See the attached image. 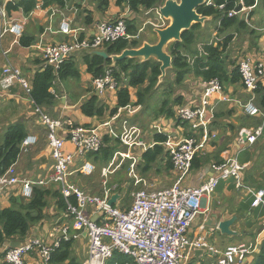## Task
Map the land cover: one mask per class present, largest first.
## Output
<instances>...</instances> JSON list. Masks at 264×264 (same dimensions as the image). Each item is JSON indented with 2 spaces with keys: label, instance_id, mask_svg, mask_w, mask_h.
<instances>
[{
  "label": "built area",
  "instance_id": "obj_1",
  "mask_svg": "<svg viewBox=\"0 0 264 264\" xmlns=\"http://www.w3.org/2000/svg\"><path fill=\"white\" fill-rule=\"evenodd\" d=\"M10 1L12 0L8 2ZM212 4V0H207L205 6ZM253 8L243 7L241 15H246L247 18ZM155 12L160 16L159 9ZM6 15L5 7L0 8V17L6 18ZM234 16H238L236 11L229 13V17ZM23 32L24 28L20 23L11 24L4 31L13 35L17 41L23 37ZM60 32L65 35L72 34L67 22L61 24ZM79 37L80 35L75 36L71 42L57 44L41 42L34 48L39 52L44 67L54 66L58 69L65 59L77 52L94 53L108 43L133 39L128 33L124 18L101 24L93 37L82 40ZM218 40L216 37L210 44L216 45ZM238 67L245 92L254 93L258 89V83L264 79V64L246 56L238 62ZM56 83L58 82L54 84ZM17 84L27 94L31 92L30 83L23 78L21 70L7 63L0 79L1 88L4 92H10ZM93 87L100 97L109 91H115L111 72H107L103 78L94 80ZM232 101L218 80L202 82V95L198 104L182 105L175 109L176 120L188 126L187 133L191 136L173 137L166 127L162 129L158 123H153L152 128L156 131L151 135H166L167 139L163 143H156L154 138L147 143L146 138L141 137V129L135 125L130 126L127 120L122 122L120 128L115 127V123L124 112L129 115L135 114L140 111V106L119 109L111 119L90 129L77 125L71 119H52L41 108H36L40 123L47 131V146L53 161L51 176L46 182L20 177L15 169V163L0 175V193H7L15 187H20L23 198L30 201L35 187H56L73 220L74 234L69 236L64 230L63 236L49 246L33 239L21 247L10 248L5 253L4 263L25 264V258L37 251L39 259L49 264L52 253L60 247L62 240L75 241L87 232L88 252L82 264H106L116 251L130 257L134 264H247L248 257L258 253L260 249L254 243H241L219 250L207 241L204 226L200 229L202 232L200 236L192 240L188 237L189 228L201 214L202 201L212 197L221 182L233 181L236 189H246L254 198L253 207H264V191H253L244 185L242 178L244 166L239 163L238 155L221 164L213 165L214 176L200 186L190 187L185 184L195 157L208 146L209 141L216 138L211 132V125L215 121L217 106ZM235 102L247 117L262 120V124L256 129H243L239 132V141L253 146L263 134L264 112L254 104V96L246 103ZM103 130L119 140L126 150L117 151L113 156V162L111 161L112 164L103 168L102 190L100 195H94L77 187L73 180L78 176L91 177L96 167L92 163H86L81 170L76 171L80 173L78 176H75L71 169L80 158L89 153L99 152L102 148ZM243 135H246V141ZM36 143L35 136H28L21 145V153H26ZM68 144L72 149H67ZM158 144L165 148L170 158L173 171L176 173V181L168 189L150 190L136 173L140 159L135 151L146 152ZM126 161L131 162L129 175L134 186L142 184L144 187L133 193L130 208L121 210L116 207L121 198L114 206L108 204L115 190V187L109 186L108 178L115 173L112 169L115 165L119 164L121 167ZM197 251L208 252L207 260L191 262Z\"/></svg>",
  "mask_w": 264,
  "mask_h": 264
},
{
  "label": "crops",
  "instance_id": "obj_2",
  "mask_svg": "<svg viewBox=\"0 0 264 264\" xmlns=\"http://www.w3.org/2000/svg\"><path fill=\"white\" fill-rule=\"evenodd\" d=\"M8 1L0 0V8L6 7ZM99 1L65 0V8H59L57 6H52L47 9L37 8L28 16H25L22 11L11 12L10 14L6 12V18L0 17V52L2 53L0 55V79L4 67L7 63H10L19 68L23 78L30 83L40 68L38 61H41V57L34 47L41 42L57 44L71 42L75 36L79 35L93 37L101 24L113 22L120 18L136 20L139 35L141 32H146L149 25L155 27V29H152L153 33H155L156 28L159 27L152 22L162 20L155 11L146 12L141 10L138 14L134 15L126 6L119 7L111 0L109 8L103 13L99 11ZM86 12H92L94 22L91 25L84 24V18L88 15ZM151 14L153 16L149 17ZM211 20L213 18H209L206 23ZM64 22L69 24V29L72 31V34L65 35L60 32L61 24ZM14 23L23 25L24 37L35 40V43L30 48L21 47L19 40L17 41L13 35L4 33L7 27ZM204 28L205 26L203 25L201 30ZM214 35H216L215 32ZM144 42L150 44L157 43L150 39ZM246 44L241 54H246V56H250L264 64V38L257 36V39H253L252 43L249 44V37H247ZM253 44L254 46H251ZM72 56H75L79 62L78 68L80 70L81 80H68L56 83L54 92L59 102L54 111H46L58 116L59 119H65L64 117L69 118L84 128H95L110 118H88L81 113L79 106L90 96L88 90L92 85V77L87 73V67L80 63L81 53L77 52ZM262 83L264 85V79ZM224 91L233 101L231 103H221L217 106V115L213 122L214 125L211 128V132L215 134L216 138L212 139L211 142L209 141L207 143L208 146L199 153L201 159L200 166L191 170L185 179V184L190 187L200 186L214 176L213 165H217L222 161L225 162L238 155L239 163L244 166L242 173L244 185L253 191H264V129L262 136L253 146H249L247 143L242 144L238 139L239 132L243 129H256L254 123L259 121V119L247 117L243 113L242 108L235 102L243 103L248 98L247 94L249 93L245 92L242 85L224 86ZM24 92L23 88L18 84L10 92H4L0 85V117L2 118L0 131L14 123L22 122L26 126L28 136H35L37 138L35 146L29 148L26 153L20 154L15 164V169L20 177L34 180L39 179L40 181L46 182L51 176L53 167V161L47 146V131L40 123V117L35 111V105L29 98L24 96ZM60 94L62 95L59 96ZM201 95L202 82L193 77L187 79L179 86L177 91V96L184 98L183 105H197ZM106 96L110 100V102L106 101L110 108L115 107L117 101L115 91L107 92ZM133 101L135 100L133 99ZM138 113H135V115ZM154 123H158L162 129L166 127L168 133L173 137L179 138L187 135L188 129L184 128L183 125H179L176 118L175 120L160 119ZM152 125L153 123L149 124L146 128L140 127L147 135V143H150L154 138V135L151 134L156 131L152 128ZM118 126L119 124H116L117 128ZM67 149H72L70 144L67 145ZM135 152L136 154L140 153L139 150ZM88 155L90 153L77 160L75 165L78 167L84 161H89L87 159ZM77 178L73 181L75 182ZM78 183L81 184V181H78ZM43 189L55 191L56 187ZM147 189L157 190L150 185ZM253 200L254 198L246 189H236L233 181L221 182L213 196L202 201L201 214L196 217L188 230L189 239L192 240L200 236L202 234L200 229L204 226L206 228L205 234L207 235V241L219 250H224L231 245L249 242L258 245V248H260L264 240V214L261 213L264 207H253ZM22 202L27 203L29 201L23 198L20 187H15L7 193H0L1 210L12 208L13 203L19 207ZM216 211L224 212L222 217L225 219L237 218L231 226V230L237 233L235 236L223 235L216 227L206 226L210 214ZM44 215L43 221L35 224L31 228L29 235L24 241H16L27 244L34 239L49 246L63 236L64 230H66L69 236L72 233L74 234L71 216L67 211H60L56 207V201L52 197L48 198V206L44 211ZM11 242H7L0 247V254L7 249ZM73 242L72 257L83 262L88 252V240L83 235L82 238L73 240ZM256 255L257 253L250 255L247 259V264H253ZM208 256L209 253L206 251H197L195 252V257L191 259V262L206 261ZM39 258L37 251H34L25 258V263L45 264ZM2 261L0 259V263Z\"/></svg>",
  "mask_w": 264,
  "mask_h": 264
},
{
  "label": "trees",
  "instance_id": "obj_3",
  "mask_svg": "<svg viewBox=\"0 0 264 264\" xmlns=\"http://www.w3.org/2000/svg\"><path fill=\"white\" fill-rule=\"evenodd\" d=\"M111 1H114L119 7L126 6L132 14L136 15L141 10L153 12L163 6L166 0ZM212 1L213 4L211 6H202L198 8L197 12L203 17L213 18L218 21L215 31L219 39L218 42L216 45L210 44V41L205 39L203 34L199 33L202 25H194L189 31L184 32L181 42L172 43L168 48V52L172 58V69L169 70L170 72L168 71V76L166 75L161 83L159 81L162 75L160 71L161 64L154 60L142 62L139 59H126L115 64L113 67L111 60L105 61L103 58L88 51L80 52L81 63L87 67V73L92 77V85L94 80L103 78L107 72H111V76L115 82L117 100L115 107L110 108L106 100H102V97L97 96L93 89L94 87L91 85L88 90L90 96L79 106L81 113L88 118L102 119L108 117L111 119L118 113L119 109L140 106L139 113L134 115L136 120H141L144 117L143 113L149 111L153 114V119L155 120H175V109L184 104V98L177 96V88L191 77L199 79L201 82L218 80L223 87L239 84L244 88L238 62L243 60L246 54L240 55L238 59L229 56V48L236 38V32H228L236 29L239 33L242 31L247 33L249 30V20L257 13V10L262 9L264 11V0ZM109 4L110 0H100L99 11L106 12ZM240 4L247 9L256 7L248 13L247 18L246 15L229 17V13L236 11V8ZM52 6L65 8V0H41V2L39 0H12L6 4L5 9L7 14L22 11L25 16H28L37 8L47 9ZM220 6H223V8L221 9ZM86 13L88 15L84 18V24L91 25L94 22L92 12ZM136 23V20L126 19L128 33L133 38L132 40L121 39L114 43H108L101 50L106 51L109 56H113L120 55L127 49L140 48L144 41L138 39L139 29H137ZM250 34L255 36V30H251ZM79 38L82 40L86 37L82 35ZM34 43L35 40L29 37L23 36L19 40V45L23 48H30ZM199 45H201L200 48H198ZM38 63L40 64V68L30 82L31 92L29 94L24 92V96L33 101L36 108H41L43 111H54L59 102L57 96L53 93L54 83L68 80L80 81L79 62L75 56H71L65 59L58 69L54 66L44 67L42 60L38 61ZM167 78L172 79L173 82H168ZM131 89L136 90L135 101H133ZM247 95L248 98L244 103L254 96V104L264 112L263 83L259 82L258 89L254 93ZM123 114L120 117V121H117L115 124L123 121L122 119L126 117V114ZM256 119H259V121L254 123L255 128L262 124L260 118ZM177 122L188 129L186 124L180 121ZM213 125L214 123L211 125V128ZM101 135L103 140L101 151L95 154L90 153L87 159L92 160L93 163H102L106 167L112 161L114 154L119 150L117 143L120 144V141L106 134L104 130ZM187 136H191V134L187 133ZM27 137L26 126L22 122L14 123L8 127L4 144L0 148V175L4 174L10 166L17 162L21 154V145ZM166 139L167 136L154 135L156 143H163ZM137 156L140 161L136 170L140 174L148 173L155 166H162L165 163L164 167L167 170H173L165 148L159 144L146 152H140ZM130 163V161H127L122 168H129ZM200 163V156L197 155L192 169L198 168ZM132 187L133 181L127 186L128 193L132 190ZM117 192L122 197L116 207H119L121 210L130 208L128 195L125 197L122 194V188H118ZM49 197H52L56 201V207L60 211H67V206L59 190L55 189V191H51L40 187L34 189L33 197L29 202H22L19 207L13 203L12 208L0 209V247L13 240L24 241L29 235L31 228L43 221ZM261 213L264 214V210ZM73 246V240H62L60 247L52 253L49 264H82V261L72 257ZM4 257L5 252L0 254V259L4 260ZM0 264L5 263L2 261ZM106 264H134V261L130 257L116 251ZM253 264H264V240L260 245Z\"/></svg>",
  "mask_w": 264,
  "mask_h": 264
},
{
  "label": "rangeland",
  "instance_id": "obj_4",
  "mask_svg": "<svg viewBox=\"0 0 264 264\" xmlns=\"http://www.w3.org/2000/svg\"><path fill=\"white\" fill-rule=\"evenodd\" d=\"M256 12L257 13L251 18L252 20L251 19L249 20V30L247 33L244 31L239 33L238 31H236V29H232L228 32V33H235L236 32V35H237L235 40L230 45L229 56L231 58L238 59V57L240 55H242L241 54V52L243 51L242 49L245 45H247L246 44L247 37H249V44H251L253 39L255 40L257 38V36H260V38H264V11L262 9H259ZM152 16H153V14H151L149 17H152ZM152 23L154 25L158 26L159 28H166L167 26L170 25V21L163 20V19L158 20V21L156 20ZM217 25H218V21L216 19H213V20L209 21L208 23L204 24L205 28L203 30L199 31V33L203 34L205 36V39H208L209 41H211V40H213V37L214 38L218 37L217 34L213 36L214 32L216 31ZM148 27H147L148 29L146 30V32L140 33L138 39L140 41H145V40L150 39L151 41L153 40L154 42H158L157 34L153 33V31H152V29H155V27L150 26V25ZM202 27H203V25H202ZM3 29H4V27H3ZM156 29H158V28H156ZM251 30H255L257 36L251 35L250 34ZM149 37H151V38H149ZM219 38L221 39V37H219ZM251 46H254V44ZM199 47H200V45L198 46V48ZM249 48H250V46H249ZM1 54L2 53L0 52V55ZM80 63H81V61H80ZM169 72H167V76H168ZM167 81L170 83L173 82L172 79H169V78H167ZM178 88H179V86H178ZM53 91H54V88H53ZM135 93H136V90L131 89V94H133L134 100H136ZM54 94H55V92H54ZM61 95L62 94H60L59 96H61ZM107 97L108 96H106V95L103 96L102 100H106L107 102H110L109 98H107ZM45 114L52 119H59V117L54 115L53 113L46 111ZM124 114H126V117L122 120L123 121L127 120L129 122L130 126L135 125L138 127H143V128L145 127L146 128L149 124L160 120V119H156V120L153 119V114H151L150 111L143 113L144 117H142L141 120H139V119L136 120V118L134 116L135 114L129 115L127 112H124ZM1 119L2 118L0 117V122H1ZM119 121H120V119L118 120V122ZM122 122L118 123L119 124L118 128L121 127ZM7 129L8 128H4L0 131V148L4 144L5 134L7 132ZM151 131H152V128H151ZM117 147L119 149L118 151L124 152L126 150L125 147L123 145H121V143L120 144L117 143ZM113 159H114V157H113ZM89 161H91V163L96 167L95 173L91 177L78 176V178L75 180V183H76L77 187H79L80 189H82L83 191H85L87 193H91L94 195H100V191L102 190V182H103L102 170H103V168H107L110 164H112L113 160L106 167L104 165H102V163H93L92 160H89ZM126 162L123 165H125ZM123 165L121 167H119V164H117L112 168L113 170H115V173L112 174L111 176H109L108 184L110 183L109 184L110 187H115L114 194L117 193L118 188H122V194L125 195V197L128 195L129 207H130L133 203V196H132L133 193L138 191L140 188H143L142 187L143 185L141 184L138 187H135L133 184L132 190L128 193L127 186L130 185V183L133 181V179L129 175L130 165H129V168H122ZM165 165H166V163L162 164V166L157 165L150 172L144 173V174L141 173L142 175L139 173L138 170H136V173L144 182L147 183L148 186L150 185V186L156 188L157 190L168 189L171 186H173L174 182L176 181V177H175V172L173 173V171L167 170L164 167ZM78 181H81V184L78 183Z\"/></svg>",
  "mask_w": 264,
  "mask_h": 264
},
{
  "label": "water",
  "instance_id": "obj_5",
  "mask_svg": "<svg viewBox=\"0 0 264 264\" xmlns=\"http://www.w3.org/2000/svg\"><path fill=\"white\" fill-rule=\"evenodd\" d=\"M207 0H166L164 5L159 8V14L163 20L170 21V25L166 28H158L155 33L158 36V42L156 44H150L143 42V45L137 49H127L120 55L109 56L106 51L99 50L94 52L95 55L103 58L105 61L111 60L113 67L115 64L125 61L126 59H139L142 62L154 60L161 64L160 71L161 77L160 83L165 79L167 72L172 69V58L168 52V48L172 43L181 42L182 34L189 31L194 25H204L209 18L203 17L198 14V8L205 6ZM243 6L238 5L236 12L238 16H241ZM99 96V93L97 94ZM243 139L246 141V135H243ZM121 198L120 194H114L109 200L108 204L114 206ZM224 212L216 211L211 213L206 223L207 227H216L221 234L227 236H235L231 230V226L237 220L236 217L231 219H225L222 217ZM85 232L84 237H87ZM22 243L18 241H12L9 244L10 248L21 247Z\"/></svg>",
  "mask_w": 264,
  "mask_h": 264
},
{
  "label": "bare ground",
  "instance_id": "obj_6",
  "mask_svg": "<svg viewBox=\"0 0 264 264\" xmlns=\"http://www.w3.org/2000/svg\"><path fill=\"white\" fill-rule=\"evenodd\" d=\"M140 128V127H139ZM141 129V131H142V133H141V137H143V138H147V135L145 134V131L142 129V128H140ZM120 130L118 129L117 130V132H119ZM112 138H114V137H112ZM115 139V138H114ZM102 147H103V140H102ZM101 149L102 148H100V150H99V152L101 151ZM98 152V153H99ZM196 158V157H195ZM86 163H91V162H89V161H84L80 166H74L71 170L73 171V172H75L74 174H75V176H77V175H80V173H78V172H76V171H78L79 169L81 170V167L83 166V165H85ZM194 163V162H193ZM52 173V172H51ZM39 187V186H38ZM36 188V187H35ZM34 188V189H35ZM40 188H42V187H40ZM34 193V192H33Z\"/></svg>",
  "mask_w": 264,
  "mask_h": 264
},
{
  "label": "clouds",
  "instance_id": "obj_7",
  "mask_svg": "<svg viewBox=\"0 0 264 264\" xmlns=\"http://www.w3.org/2000/svg\"><path fill=\"white\" fill-rule=\"evenodd\" d=\"M117 193H118V192H117ZM22 245H23V244H22ZM9 249H10V247L8 246L7 249H6L4 252L6 253V251L9 250ZM4 258H5V257H4ZM3 261H4V260H3Z\"/></svg>",
  "mask_w": 264,
  "mask_h": 264
}]
</instances>
